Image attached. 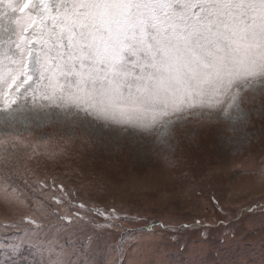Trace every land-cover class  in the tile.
I'll use <instances>...</instances> for the list:
<instances>
[{
	"label": "rangeland",
	"instance_id": "374dc122",
	"mask_svg": "<svg viewBox=\"0 0 264 264\" xmlns=\"http://www.w3.org/2000/svg\"><path fill=\"white\" fill-rule=\"evenodd\" d=\"M15 7L0 5V226L30 217L41 240L70 241L61 256L25 247L21 264H91L93 209L129 218L96 230L103 249L137 230L129 264L137 248L145 264H264V0H141L127 28L125 0H103L90 11L116 22L104 56L53 40L58 67L43 73ZM193 49L219 53L213 75L188 68ZM152 51L183 77L159 101L133 77Z\"/></svg>",
	"mask_w": 264,
	"mask_h": 264
},
{
	"label": "snow or ice",
	"instance_id": "6c2138e0",
	"mask_svg": "<svg viewBox=\"0 0 264 264\" xmlns=\"http://www.w3.org/2000/svg\"><path fill=\"white\" fill-rule=\"evenodd\" d=\"M13 5V11H17L16 5L19 4L18 12L20 16H26L27 20L24 25V37L31 31L35 34L31 39H26L27 51L24 53L29 61L34 54L33 45L39 47L35 49L37 56V64L41 73L44 70L52 71L58 67L52 57L53 40L56 45L64 49V43L67 42L69 47H95L97 56L103 57L109 46L112 44L114 33V24L116 22L104 16L97 11L95 14L90 9L96 8L103 4V0H57L59 3V11L51 6V0H0V5L4 3ZM141 0H125L128 7L126 16L118 22L119 26L127 28L128 24H134L136 17V9L133 5L139 6ZM127 21V23H125ZM79 29V30H78ZM79 42V43H78ZM99 45V46H98ZM59 54V53H58ZM115 58V53H112ZM219 53L209 51L202 56L195 49L187 51L186 63L191 69L192 65H196L197 75L214 74L217 69L215 57ZM84 58L83 53L81 59ZM141 62L142 66H141ZM133 68L139 67V72H134L133 77L141 81V86L146 87L149 94H154L156 100H163L167 93L174 91L183 86V77L175 72L168 61L161 56L159 51H152L148 54H141L140 59L132 64ZM120 70L127 72L120 65ZM55 79L56 72H52ZM147 81V85L144 82ZM47 84V79L45 80ZM58 86V85H57ZM117 83V87H120ZM163 93V96L161 95ZM55 95V90H52V95L43 94V99H51ZM174 95V99H175ZM15 100L9 97L4 98V108H10L15 104ZM218 203V202H217ZM79 207L84 208L83 204ZM95 215L99 217V221L92 223L93 232L89 233L82 243L84 244L85 252H93L97 259H93L91 264H129V252L132 248L129 247V242L137 239V230H128L123 232L119 237V242L110 245L107 249L99 246L96 230H111L116 227V222L120 219H129L116 211V209H93ZM64 223V228L71 226V217L60 218ZM81 220L84 217H80ZM21 224H32L35 228L21 227ZM157 225L155 223L148 224L147 228L142 229L143 232L150 233ZM60 228V226H56ZM162 230H167V226L160 224ZM184 227H187L185 225ZM13 229L8 234L7 238L0 236V264H21L17 257L21 256L25 247L34 250H43L48 253H55L57 256L64 254L66 244L70 241L62 242L60 240V232L55 233V237H48L46 240H41V226L30 217H26L20 224H5L0 226V231ZM63 230V229H61ZM137 260L135 264H145L143 254L137 248ZM44 264V262H43ZM49 264H70L64 259L50 260ZM78 264V262H77ZM85 264H88L86 261Z\"/></svg>",
	"mask_w": 264,
	"mask_h": 264
}]
</instances>
